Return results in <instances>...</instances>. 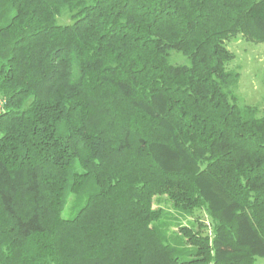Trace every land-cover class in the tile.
<instances>
[{"label":"trees","instance_id":"1","mask_svg":"<svg viewBox=\"0 0 264 264\" xmlns=\"http://www.w3.org/2000/svg\"><path fill=\"white\" fill-rule=\"evenodd\" d=\"M238 33L264 42V0H0V264L264 257V114L233 93ZM157 196L210 234L172 233Z\"/></svg>","mask_w":264,"mask_h":264},{"label":"rangeland","instance_id":"2","mask_svg":"<svg viewBox=\"0 0 264 264\" xmlns=\"http://www.w3.org/2000/svg\"><path fill=\"white\" fill-rule=\"evenodd\" d=\"M67 13L57 17L58 24L70 23ZM225 46L234 57L226 67L238 71L240 76L233 87V93L239 105H252L258 109V114H264V42L254 41L241 33L229 37ZM170 63L186 64L187 58L181 52L172 50ZM82 202L72 195L63 209L62 216L70 218ZM160 206L164 211V220L169 224L170 231L178 234V225L189 226L201 233L210 234V219L203 209H195L190 214L180 213L171 208L165 196L154 198V207ZM201 224V228L199 226ZM256 264H264V257L256 256Z\"/></svg>","mask_w":264,"mask_h":264}]
</instances>
